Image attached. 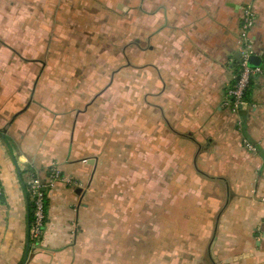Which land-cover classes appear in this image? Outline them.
<instances>
[{
	"label": "crops",
	"instance_id": "obj_1",
	"mask_svg": "<svg viewBox=\"0 0 264 264\" xmlns=\"http://www.w3.org/2000/svg\"><path fill=\"white\" fill-rule=\"evenodd\" d=\"M7 1L13 4L2 9L11 19L2 25L12 27L11 36L35 47L61 43L48 50L61 62L59 75L47 65L38 84L26 79L22 90L19 65L11 82L0 81V264H264V127L249 130V121L264 125V116H245L240 106L235 131L224 108L240 65L246 5L256 13L251 35L264 65V0ZM110 40L112 50L99 48ZM254 78L253 107L264 97V72ZM133 98L152 109L156 125L147 126L157 136L128 129ZM116 107L119 129L110 127ZM245 137L255 152L243 147ZM181 141L204 175L195 184L225 190L194 201L183 196L185 216L175 205L179 193L156 196L157 224L149 231L147 196L128 193L136 183L125 189L117 174L141 168L140 182L158 185L150 167L179 153ZM211 154L228 161L232 174H209ZM52 168L78 185L49 180ZM33 178L48 181L39 242L29 239L26 187ZM195 201L199 212L190 211Z\"/></svg>",
	"mask_w": 264,
	"mask_h": 264
},
{
	"label": "rangeland",
	"instance_id": "obj_2",
	"mask_svg": "<svg viewBox=\"0 0 264 264\" xmlns=\"http://www.w3.org/2000/svg\"><path fill=\"white\" fill-rule=\"evenodd\" d=\"M13 2L12 1H7V0H0V81L1 79L3 81H8L11 82V75L12 73L10 72L11 68L14 66L19 65L21 70L19 71V75H18V79L19 81L22 82H26V79H29L31 81H33L30 85L32 86L33 84L37 83L40 81L41 77H42V73H40L41 70L45 69L47 67V65H49L50 69H52V71L54 73H57V75H59L60 73L58 72L59 69V64H60V60L58 59H53L52 55H48V50L50 49V47L53 49H58L59 45L61 43L56 42V44L54 43H42V46H37L35 47L33 44L27 42V41H22L20 39H16V37L14 38V36H11L10 32H11V28L12 27H7L2 25L3 22H5V20H7V18L11 19V10H3L2 6L5 5H12ZM136 40L134 39L132 43H136ZM118 41H116L117 43ZM39 44V43H37ZM113 41L110 40L108 42L107 47H105L106 43H101V45H99V48H101V50H103V48H106L108 50H112L111 45H113ZM54 45V46H53ZM93 46L96 47V44L93 43ZM44 47V48H43ZM46 49V51H45ZM32 55L34 56H38L37 58L32 57ZM148 59H152V55H148ZM35 69V71L33 70ZM56 70V71H55ZM3 72V74H2ZM101 77L105 76V74H101ZM123 76V75H122ZM117 78H116V82H117ZM1 81V82H3ZM133 81H138V79L133 78ZM116 82H114L116 84ZM38 84V83H37ZM114 84V85H115ZM117 85V84H116ZM115 85V86H116ZM22 88H26V86H24V84L22 83L20 86L19 90H22ZM117 92V91H116ZM112 94V92L110 93V95ZM256 106H254V104L252 102L248 103L245 107L248 108L245 116L254 114V112L256 110H258V112H256L255 114L258 115H263L264 116V97L262 99H256ZM155 107V106H154ZM123 108V107H121ZM225 109H228L229 113L234 117V123H235V131L237 130H241L242 125L240 123V119L244 118V114H242L239 109L237 111H234V107H231L229 105H225L224 107ZM255 109V110H254ZM116 111V116L114 121H110V127H112L113 129H119V127H121V121L118 118V107H116L115 109ZM253 111V112H252ZM241 114V115H240ZM154 113L152 111V109L147 108L144 103L142 104L141 99L138 98H133L132 99V105H131V115H130V119H131V124L129 126V122L127 123V127L128 129L132 132L133 135H137L140 132H143V128H147L149 130V132H157L155 136H157V134L160 132L159 130H154V129H149L148 128V124H153L156 125V123H152L151 119L154 117ZM228 116V115H227ZM231 117V116H230ZM257 124V122H256ZM264 127L263 124L259 125H253L252 122L249 121V130H259L262 129ZM123 128V127H121ZM240 132V131H239ZM248 137H245V139L241 140V143L243 145V147L249 151V152H254L253 150H251L246 144ZM246 141V142H245ZM248 142H250L248 140ZM134 143V142H133ZM251 143V142H250ZM252 144V143H251ZM250 144V145H251ZM131 146V144H129ZM254 145V144H252ZM133 146V144H132ZM189 143L187 142H183L181 141L179 144V148H180V152L177 154H173V155H169V161H161L160 158H158V163L157 164H153L152 167H150V170H153V176H155V174L158 172L159 175V184H155V182H149L147 184H142L140 182L139 179H142V174L141 172H144L141 170V168L139 166H137V168L140 169H131L130 171H126L124 173L123 176H121L119 173L117 174L116 180L120 183H123L125 181V185L122 184L123 188L125 189H130V184H132L133 182L136 183V186L132 187L130 191H128V193H140L142 192V195L147 196L148 198V202H147V208H148V212H147V219H148V224H149V231L151 227L155 226V223L157 222V217H156V212L158 213V210L156 209V204L159 203H155L156 201V196H167V197H173L176 196L177 193L180 194L181 199L178 201H176V206H179V208L181 209V216H185L186 214H183L182 211H189L188 210V205H189V201H187V197H183V196H192V200H198L199 199V195L205 196L207 193L210 194H218V190L220 188H223L225 190V186H217V184L212 183V188H209L208 184H203V183H197L195 184L194 180L197 179V177H199V173L201 175H203L201 173L199 169V167L196 168L193 167V164H195V158H196V154L194 155L193 153L191 154L188 150H189ZM255 146V145H254ZM167 154H172L170 152H168ZM172 156L175 159V156L177 157L178 161L176 164L171 165L172 163ZM209 155H207L208 158ZM142 159L144 160L143 156H141ZM151 157H155L154 155H150L149 160H151ZM211 157L213 159V161H211L212 159L208 160L209 162H206L208 168H209V174L218 176V175H223V174H232V171L230 166L228 165V161L225 160H221V157H218L216 154L212 155ZM223 157V156H222ZM132 159H134V154L132 155ZM140 159V158H139ZM138 159V160H139ZM231 165V164H230ZM146 168L147 166H143V168ZM173 168V170L171 169ZM148 169V167H147ZM146 169V170H147ZM161 170L163 171V191L162 188L160 190V179H161V175L160 172ZM152 172L150 174H152ZM146 173V172H145ZM148 177H149V171H148ZM174 175V176H173ZM204 176V175H203ZM173 178L175 179V183H173ZM155 180L157 181V177H155ZM140 187L142 188V191H140ZM191 189H196L199 192H192L190 191ZM197 197H193L196 196ZM185 198V199H184ZM211 203V200L209 201ZM194 207L191 208L190 211L195 210L196 212H199V206L200 202L195 201L194 202ZM190 204L192 205V203L190 202ZM196 206V207H195ZM157 210V211H156ZM202 217V215H201ZM200 217V218H201ZM199 218V219H200ZM157 224V223H156ZM149 236V248L152 247L155 242V232L154 230L150 233H148ZM167 237V239H166ZM182 238H186V234H184V236H181ZM165 241H170L171 239L169 238V235L165 234Z\"/></svg>",
	"mask_w": 264,
	"mask_h": 264
},
{
	"label": "built area",
	"instance_id": "obj_3",
	"mask_svg": "<svg viewBox=\"0 0 264 264\" xmlns=\"http://www.w3.org/2000/svg\"><path fill=\"white\" fill-rule=\"evenodd\" d=\"M256 23V13L251 5H246L242 9V22L239 35L240 45V76L236 85L228 93L229 106L234 107V111H237L243 104V96L247 90L250 80L254 76L262 75L261 68H251L249 61L251 57L257 56L254 48V41L252 38V31ZM251 150L255 152V147L247 142L246 144ZM49 180L58 181L66 184L70 187H75L78 183L63 175L58 168H52L50 170ZM48 182V181H47ZM42 181L39 178H33L29 183V191L31 198L34 202V221L32 224L31 235L34 239H40L42 236V228L45 221L44 212V189L48 187V183Z\"/></svg>",
	"mask_w": 264,
	"mask_h": 264
},
{
	"label": "trees",
	"instance_id": "obj_4",
	"mask_svg": "<svg viewBox=\"0 0 264 264\" xmlns=\"http://www.w3.org/2000/svg\"><path fill=\"white\" fill-rule=\"evenodd\" d=\"M263 68V69H262ZM261 70L264 72V65L263 67H261ZM240 71H241V67L239 65L238 69H237V78L234 82V84L232 85V87L226 92L227 93V96H228V93L231 89L234 88V86L236 85L237 83V80L239 79V76H240ZM254 85H255V78L252 77L251 80H250V83H249V86L247 88V90L245 91V94L243 96V104H248L251 102V96L253 94V90H254ZM244 120V119H243ZM2 133L0 132V137H1ZM4 141L7 142L8 139L7 138H4ZM253 146V145H252ZM254 147V146H253ZM44 212H45V221H44V225H43V228H42V233L46 227V224H47V211H48V206H49V202H48V189L45 188L44 189ZM26 196H27V201H28V209H29V218H28V223H29V233L32 229V224H33V221H34V202L31 198V194H30V191H29V185H27L26 187ZM29 239L32 241V235L29 234ZM35 242H39L40 239H35L33 240Z\"/></svg>",
	"mask_w": 264,
	"mask_h": 264
},
{
	"label": "water",
	"instance_id": "obj_5",
	"mask_svg": "<svg viewBox=\"0 0 264 264\" xmlns=\"http://www.w3.org/2000/svg\"><path fill=\"white\" fill-rule=\"evenodd\" d=\"M240 56H241L240 54H238L236 56V60L238 62H240V58H241ZM262 63H263V61H262V59L259 56H253V57H251V59L249 61V66L251 68H253V69H255V68H261L262 65H263ZM240 109H241V107H240ZM1 133L3 134V132H1Z\"/></svg>",
	"mask_w": 264,
	"mask_h": 264
}]
</instances>
